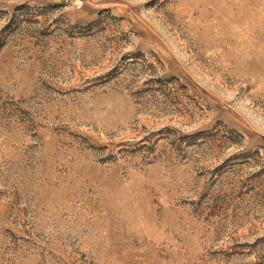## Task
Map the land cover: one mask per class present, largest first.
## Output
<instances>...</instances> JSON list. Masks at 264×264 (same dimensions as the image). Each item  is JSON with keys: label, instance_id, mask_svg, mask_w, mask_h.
<instances>
[{"label": "rangeland", "instance_id": "obj_1", "mask_svg": "<svg viewBox=\"0 0 264 264\" xmlns=\"http://www.w3.org/2000/svg\"><path fill=\"white\" fill-rule=\"evenodd\" d=\"M0 264H264V0H0Z\"/></svg>", "mask_w": 264, "mask_h": 264}]
</instances>
